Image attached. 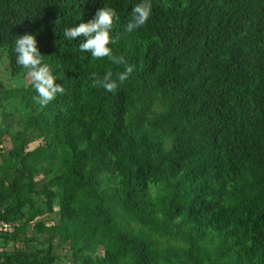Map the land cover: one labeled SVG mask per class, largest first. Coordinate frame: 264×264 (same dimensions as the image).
Returning a JSON list of instances; mask_svg holds the SVG:
<instances>
[{
  "label": "trees",
  "instance_id": "obj_1",
  "mask_svg": "<svg viewBox=\"0 0 264 264\" xmlns=\"http://www.w3.org/2000/svg\"><path fill=\"white\" fill-rule=\"evenodd\" d=\"M139 2L0 0L1 157L17 172L38 141L42 158L28 187L0 179V264H264V0H151L127 33ZM105 6L135 66L115 92L92 74L122 66L63 35ZM26 32L65 89L43 108L16 65Z\"/></svg>",
  "mask_w": 264,
  "mask_h": 264
},
{
  "label": "clouds",
  "instance_id": "obj_2",
  "mask_svg": "<svg viewBox=\"0 0 264 264\" xmlns=\"http://www.w3.org/2000/svg\"><path fill=\"white\" fill-rule=\"evenodd\" d=\"M152 11L151 0H141L131 10L130 19L125 25V31L132 33L143 27L150 19ZM118 19L116 11L108 6L96 11L95 16L87 22H80L71 27H65L63 35L68 40H80L79 49L90 53L93 60H107L121 71L113 72L108 68L102 77L92 74V87L103 88L107 92H115L118 82L123 83L129 79L135 70V66L127 62L123 55L113 52L110 47L119 40V35H112L114 21ZM13 51L16 57V65L26 70V75L31 86L36 92L34 99L41 108L54 101L58 95H63L65 89L58 84L56 76L50 66L44 62L38 41L34 34L26 32L17 35L14 40ZM115 76V78H114Z\"/></svg>",
  "mask_w": 264,
  "mask_h": 264
},
{
  "label": "rangeland",
  "instance_id": "obj_3",
  "mask_svg": "<svg viewBox=\"0 0 264 264\" xmlns=\"http://www.w3.org/2000/svg\"><path fill=\"white\" fill-rule=\"evenodd\" d=\"M7 63L8 61L5 55L0 53V91H11L14 87V79L10 76V73L7 70ZM28 82L30 81L27 77L26 83ZM14 104L15 103L11 101L9 102V104L5 105V111L12 112V110H14L15 113H20V107L17 106V104ZM2 111H4V109L0 108V128L3 127ZM38 151V141H33L30 142L21 152H19L17 154V160L19 161L20 169L16 172L15 168L10 163H6L5 161H3L1 157V152H3V154L9 153L13 157L15 154L14 146L8 136L0 138V179H4L5 181L10 180L14 189H17L19 186L28 187L27 183H29L30 181L39 180L41 176H34L30 174V171L32 173L34 172L36 161H40L42 159L41 157H38L40 156L37 153ZM37 218L38 216L34 217L29 224L31 225V223H33ZM27 232L28 235H30L31 230L28 227Z\"/></svg>",
  "mask_w": 264,
  "mask_h": 264
},
{
  "label": "built area",
  "instance_id": "obj_4",
  "mask_svg": "<svg viewBox=\"0 0 264 264\" xmlns=\"http://www.w3.org/2000/svg\"><path fill=\"white\" fill-rule=\"evenodd\" d=\"M0 229H2V230H8L9 229V225L7 224V223H5V222H1V227H0Z\"/></svg>",
  "mask_w": 264,
  "mask_h": 264
}]
</instances>
